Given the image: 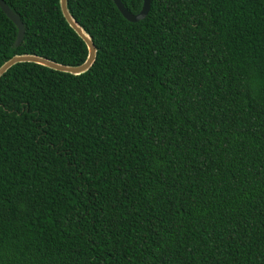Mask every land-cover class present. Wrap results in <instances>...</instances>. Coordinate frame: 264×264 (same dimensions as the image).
<instances>
[{"label":"trees","instance_id":"trees-1","mask_svg":"<svg viewBox=\"0 0 264 264\" xmlns=\"http://www.w3.org/2000/svg\"><path fill=\"white\" fill-rule=\"evenodd\" d=\"M3 2L0 65L83 62L58 0ZM66 6L91 66L0 76V264H264V0Z\"/></svg>","mask_w":264,"mask_h":264},{"label":"water","instance_id":"water-1","mask_svg":"<svg viewBox=\"0 0 264 264\" xmlns=\"http://www.w3.org/2000/svg\"><path fill=\"white\" fill-rule=\"evenodd\" d=\"M149 1L150 0H142L140 9L136 13H130L126 10V8L122 5L120 0H112L120 14L128 21L135 22L140 19H142L148 9H149ZM58 6L59 10L61 12L62 17L66 21V23L71 27V29L79 36V38L84 42L86 46V57L80 64L77 65H65L61 64L52 60H49L45 57L35 55V54H15L12 55L10 58L5 60L0 65V76L13 64L17 62H33L42 66H45L47 68H51L53 70H57L60 72H66L70 74H80L85 72L94 61L95 57V48L93 46V43L89 37V35L83 30L81 26H79L75 20L72 18L70 13L68 12L67 6H66V0H58ZM0 9L3 11V13L12 21L14 26L16 27V34L14 38V46H17L19 42L21 41L24 33V27L20 19L16 14H14L7 5L3 2V0H0Z\"/></svg>","mask_w":264,"mask_h":264}]
</instances>
